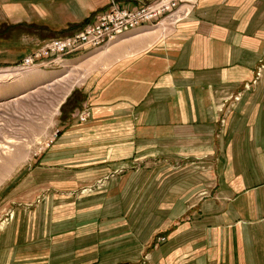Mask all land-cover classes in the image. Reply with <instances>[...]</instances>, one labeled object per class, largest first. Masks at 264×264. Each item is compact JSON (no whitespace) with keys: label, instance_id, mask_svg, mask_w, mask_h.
Wrapping results in <instances>:
<instances>
[{"label":"crops","instance_id":"0c3cea01","mask_svg":"<svg viewBox=\"0 0 264 264\" xmlns=\"http://www.w3.org/2000/svg\"><path fill=\"white\" fill-rule=\"evenodd\" d=\"M76 7L62 26L74 29L95 10ZM21 8L12 13L20 21L49 13L45 6ZM192 11L183 21L136 28L106 46L104 66L74 91L73 121L62 122L56 144L57 165L71 168H55L50 186L76 189L126 169L130 176L118 189L128 190L136 185L131 179L142 181L129 163L167 160L152 170L168 180L150 189L157 191L153 206L162 207V218L167 214L153 232H171L168 263L183 254L182 264H264V76L227 108L264 56V0H198ZM74 85L69 81L66 92ZM80 100L82 109H74ZM214 159L222 160L220 178L209 185ZM177 162L183 166H171ZM181 215L187 220L179 221Z\"/></svg>","mask_w":264,"mask_h":264},{"label":"rangeland","instance_id":"374dc122","mask_svg":"<svg viewBox=\"0 0 264 264\" xmlns=\"http://www.w3.org/2000/svg\"><path fill=\"white\" fill-rule=\"evenodd\" d=\"M153 1L0 0V264H182L179 260L185 258L183 254L168 263L172 252L166 245L171 242V232H153L155 223L165 219L167 214L162 218V207L153 206L157 191L151 190L150 185L157 180H168V175H157L152 165L167 163V160L150 158L129 163L142 179L137 183L131 179L129 183L145 182L143 189L139 185L128 190L118 189L119 181L130 176V170L126 169L116 174L112 171L95 180H83L76 189L60 190L50 186L57 177L55 168L66 171L71 168L57 165L56 144L64 134L62 122L73 121L74 91L104 66V53L109 47L86 48L47 67L36 63L21 66L27 56L48 40L81 28L112 3L136 8ZM175 1L179 16L170 17L175 20L173 24L187 19L198 4V0ZM77 3L94 6L95 10L75 25L76 28L66 24V29V25L62 26L63 20L73 13ZM20 5L30 12L45 6L49 13L47 17L37 14L35 18L32 16V21H20L23 17L12 14L17 7H22ZM164 19L166 16L160 18L157 25ZM60 28L63 31H59ZM55 31L59 32L53 34ZM254 70L253 79L228 100V109L235 108L257 89L264 76V56ZM69 81L75 85L68 97ZM80 102L74 104V109H82ZM84 113L87 116V111ZM224 118L223 113L218 131L223 127ZM17 152L18 159L7 166V159ZM221 161H209L206 175L209 185L220 178L217 172ZM171 166L178 168L183 163ZM185 178L178 175V179ZM178 220L184 222L187 217L181 215Z\"/></svg>","mask_w":264,"mask_h":264},{"label":"built area","instance_id":"2783aa9c","mask_svg":"<svg viewBox=\"0 0 264 264\" xmlns=\"http://www.w3.org/2000/svg\"><path fill=\"white\" fill-rule=\"evenodd\" d=\"M177 9L178 4L175 0H155L136 8L112 3L81 28L66 36L48 40L42 48L27 56L21 66L26 67L36 63L47 67L56 60L63 62L67 60L66 56L79 54L86 48L99 49L131 30L157 25L158 20L164 16L166 18L179 16ZM84 112L79 113L81 121H86L88 118L83 115Z\"/></svg>","mask_w":264,"mask_h":264},{"label":"bare ground","instance_id":"6f19581e","mask_svg":"<svg viewBox=\"0 0 264 264\" xmlns=\"http://www.w3.org/2000/svg\"><path fill=\"white\" fill-rule=\"evenodd\" d=\"M139 4V3H138ZM124 6V5H123ZM169 19H172V18H167V19H164L163 21H167V20H169ZM125 34V33H124ZM121 36V35H120ZM119 36V37H120ZM119 37L118 38H116L115 40H113V41H116L117 39H119ZM113 41H111L110 43H108L107 45H105V46H108L109 44H111V43H113ZM104 52V51H103ZM102 52V53H103ZM71 88V87H70ZM62 101V100H61ZM84 116H86V113H84L83 114ZM19 152H17V153H15V154H13L11 157H9L8 159H7V166L9 165H12V162H14V160H16V159H18V157L20 156H18L17 154H18ZM6 166V165H5ZM11 169V168H10ZM5 170V169H4ZM1 172H2V170L0 169V174H1ZM3 174V173H2Z\"/></svg>","mask_w":264,"mask_h":264}]
</instances>
